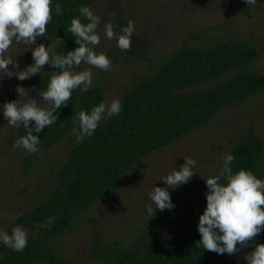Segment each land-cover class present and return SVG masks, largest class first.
<instances>
[{"label": "trees", "instance_id": "trees-1", "mask_svg": "<svg viewBox=\"0 0 264 264\" xmlns=\"http://www.w3.org/2000/svg\"><path fill=\"white\" fill-rule=\"evenodd\" d=\"M56 4L63 15L55 14ZM81 5L93 10L94 3L52 0L47 38L38 37L36 43L46 47L51 43L58 54L77 47L68 26L79 15L77 9ZM234 21L237 16L232 14L218 24L216 35L205 39V43L183 39L168 56L151 65V70L126 80L116 97L121 100V113L102 121L92 136L79 143L72 133L75 113L107 102L102 80L93 81L85 92L78 88L72 91L67 104L57 110V122L39 134L33 133L40 138L33 154L13 147L15 139L25 134L23 126L14 128L2 120L5 125H0V206L14 213L3 229L10 233L13 226L21 225L27 229L29 240L23 252L0 245V264H246L244 256L251 247L238 244L240 251L228 255L196 246L200 239L198 219L206 206L207 188L202 177L217 174L222 162L204 173L200 163L203 156L193 158L197 161L193 169L196 174L186 184L168 189L174 209H157L149 219L147 215L138 216L140 222L129 228L133 234L114 233L116 236L110 237L93 210L113 198L116 202H136L140 212L145 211L151 187L180 164L155 172L139 167L143 161L183 144L220 109L235 108L264 96V72L256 67L259 42L237 26L223 29ZM127 23L128 20H120L123 27ZM191 36L196 41L200 39L196 33ZM57 37L63 43L57 44ZM21 51L24 56L12 71L32 63L31 52L23 46ZM53 71L58 69L46 64L42 73L24 81L15 76L4 77L0 81V104L18 98V84L31 89L29 95L40 99L38 93L46 88ZM225 152L235 157L230 165L233 171L244 168L264 179V140L259 134L245 129ZM141 178L145 182L139 184ZM160 182L163 185L156 186L166 187ZM191 194H195L196 203L187 199ZM182 199L184 202L180 203ZM160 218L166 222L157 226ZM70 232L88 233L86 242L79 245ZM254 243H264V231L249 241Z\"/></svg>", "mask_w": 264, "mask_h": 264}, {"label": "clouds", "instance_id": "clouds-1", "mask_svg": "<svg viewBox=\"0 0 264 264\" xmlns=\"http://www.w3.org/2000/svg\"><path fill=\"white\" fill-rule=\"evenodd\" d=\"M52 0H0V80L15 76L19 81L31 78L43 72V66L48 64L58 71L51 72L46 88L39 91L37 99L29 95L31 89L17 85V99L0 104V113L12 127L23 126L25 134L18 136L14 148L24 150L28 154L37 152L40 144L38 135L46 126L55 124L58 112L71 98L72 91L79 89L87 91L93 86L91 68L76 71L81 63L99 68L105 72L111 68L109 57L103 52H96L94 46L100 43L98 27L102 17L86 5H81L79 15L73 17L68 26V32L78 45L65 54L55 52L50 43L47 47L37 44L38 37H46V25L52 20ZM246 6H254L258 0H244ZM55 14L63 15L59 4L55 5ZM115 11L109 16H115ZM83 21V22H82ZM103 33L108 40L116 41V48L126 53L131 48V37L134 33V21L129 20L126 27L114 31L109 18L103 23ZM57 44L63 41L57 37ZM19 45L31 52L32 63L22 70L16 61L6 55L13 45ZM119 98L111 102L101 101L92 106L90 111L80 110L75 113L72 133L79 143L93 135L102 121L117 116L122 111ZM31 125V126H30ZM184 163L174 167L167 175L161 177L166 187L155 184L148 192V202L144 205L148 219L155 211L172 210L175 205L171 201L169 188L186 184L193 174L197 161L192 157H183ZM222 166L217 174L203 178L207 191L206 206L199 215L197 231L200 234L196 242L198 248L217 254L232 255L240 251L237 247H251L244 259L246 264H264V243L249 244L254 237L264 231V179L258 178L251 170L240 168L233 171L230 166L235 157L231 152H224L220 157ZM4 215L0 211V216ZM29 234L21 225L12 227L11 232L0 228V245L14 252H23L27 246Z\"/></svg>", "mask_w": 264, "mask_h": 264}, {"label": "rangeland", "instance_id": "rangeland-1", "mask_svg": "<svg viewBox=\"0 0 264 264\" xmlns=\"http://www.w3.org/2000/svg\"><path fill=\"white\" fill-rule=\"evenodd\" d=\"M93 3L94 13L102 17L97 29L100 43L94 48L96 52H110L111 55L107 56L111 61V68L105 72L82 62L79 69L91 68L93 81L102 80L105 99L109 103L120 95L119 89L123 87L126 80L151 70V65H156L168 56L183 39L205 43V39L216 35L217 25L225 22L232 14L237 16V21L223 29H235L237 26L239 31H243L248 37L259 42L260 57L256 67L264 72V0H258L254 6H246L244 0H93ZM113 11L116 15L110 17L109 14ZM109 18L114 31L117 32L123 28L120 20L134 21L131 48L126 53L116 48L114 39L108 40L104 36L103 23ZM191 33L198 34L199 41H196ZM220 33L221 31L218 35ZM6 55L16 61V64L20 63L24 56L21 46L15 44L8 49ZM115 57H118V61ZM8 67L12 70V65ZM3 119L0 114L1 126L5 125ZM245 129H251L264 140L263 95L235 108L220 109L207 125L188 136L183 144L156 153L143 161L139 167L160 172L165 166L173 168L177 164H183V157L203 156L200 163L204 166V173H209L221 165L222 153ZM139 172L140 170L136 173ZM142 182L145 180L142 178L138 180L139 184ZM156 185L163 184L158 181ZM133 193H137V190ZM187 199L197 202L195 194H191ZM179 202L183 203L184 199ZM138 206L136 202L128 204L127 201L116 202L112 198L110 201L98 204L93 210L96 209L95 215L102 220L104 223L102 227L108 229L110 237H115L114 233L119 236L133 234V231L129 229L131 225L140 222L139 218L147 215L145 211L140 212ZM4 209L0 206V211L4 213L0 216L2 229L5 223L14 217V213L10 214L11 212ZM164 218H170V216H164ZM160 220L157 226L166 222L163 218ZM72 232L69 233L73 234L71 238L80 243L79 245L86 242L88 233Z\"/></svg>", "mask_w": 264, "mask_h": 264}]
</instances>
